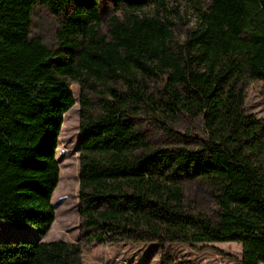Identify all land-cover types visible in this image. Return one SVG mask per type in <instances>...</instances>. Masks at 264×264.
<instances>
[{
  "label": "trees",
  "instance_id": "16d2710c",
  "mask_svg": "<svg viewBox=\"0 0 264 264\" xmlns=\"http://www.w3.org/2000/svg\"><path fill=\"white\" fill-rule=\"evenodd\" d=\"M36 1L60 14L55 44L30 36ZM0 0V220L45 236L64 113L79 85L78 209L93 243L236 241L264 264V117L245 110L264 81V0H191L196 25L173 37L176 0ZM160 88L151 90V82ZM142 109L200 118L197 146L151 144ZM204 191L214 216L196 211ZM79 243L0 241V264H82Z\"/></svg>",
  "mask_w": 264,
  "mask_h": 264
},
{
  "label": "rangeland",
  "instance_id": "374dc122",
  "mask_svg": "<svg viewBox=\"0 0 264 264\" xmlns=\"http://www.w3.org/2000/svg\"><path fill=\"white\" fill-rule=\"evenodd\" d=\"M178 9L173 12V37L182 42L188 30L196 25V5L191 0H176ZM101 33L108 35L109 18L119 15V7L112 0H97ZM60 14L46 4L36 1L32 12L30 36L45 44H55V33ZM151 90L160 88L152 81ZM75 103L64 113L58 138L56 160L59 165V181L52 195L55 219L45 236H40L30 226H15L0 220V241L5 240H64L79 243L82 264H239L241 243L236 241L193 243L180 242H132L98 244L84 238L85 229L78 212L79 177V85L69 84ZM245 110L257 118L264 117V81H251L246 88ZM136 127L144 140L162 147L197 146L204 139L200 118L191 119L176 113H163L142 109L135 119ZM196 211L214 216L216 206L204 191L191 197Z\"/></svg>",
  "mask_w": 264,
  "mask_h": 264
}]
</instances>
